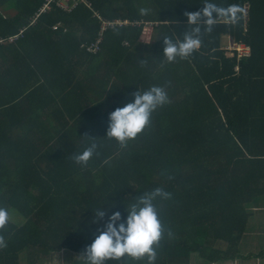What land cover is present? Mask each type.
Wrapping results in <instances>:
<instances>
[{
    "label": "trees",
    "instance_id": "1",
    "mask_svg": "<svg viewBox=\"0 0 264 264\" xmlns=\"http://www.w3.org/2000/svg\"><path fill=\"white\" fill-rule=\"evenodd\" d=\"M45 1L0 0V207L10 215L0 264H82L105 224L92 223L105 210V31L95 51L84 47L105 0L37 15ZM204 2L106 0V20L122 23L106 30V132L137 90L163 86L170 101L126 148L106 139V221L119 211L123 222L147 191L171 193L156 201L165 233L155 264L242 258L238 243L264 196V0H209L240 5L238 22L218 20L189 58L164 62V36L182 40L184 13ZM222 36L241 50H223ZM93 139L98 154L75 163Z\"/></svg>",
    "mask_w": 264,
    "mask_h": 264
},
{
    "label": "clouds",
    "instance_id": "2",
    "mask_svg": "<svg viewBox=\"0 0 264 264\" xmlns=\"http://www.w3.org/2000/svg\"><path fill=\"white\" fill-rule=\"evenodd\" d=\"M203 5L199 11L184 13L187 23L191 27L183 34L182 40H173L167 35L164 36V62L173 63L177 58H189L202 45V29L204 32L211 33L218 20L234 25L239 20L238 14L243 11L238 4L222 7L205 0ZM150 11L149 8L141 7L139 14L146 16ZM140 63L143 66L146 61L140 60ZM133 96L132 102L116 108L108 117L109 124L104 137L114 140L121 149L126 148L129 141L136 139L138 134L150 126L152 114L158 108L170 102L166 89L157 85H153L143 92L137 90ZM89 141V145L81 153L72 157L75 163L86 166L88 161L98 154L97 150L100 145L95 139ZM170 198L171 193L163 188H155L137 197L136 202L126 209L127 216L123 222H120L121 213L113 212L108 216L103 229L79 256L82 259V264H106L109 260H120L123 257L137 261L146 260L147 264H155L158 256L157 249L160 247L165 233L159 219L156 201ZM106 211L101 208L96 209L92 223L103 220ZM9 220L8 209L0 207V233L6 228ZM167 235L169 237L173 235L171 230H168ZM6 247L5 237L0 234V250Z\"/></svg>",
    "mask_w": 264,
    "mask_h": 264
},
{
    "label": "crops",
    "instance_id": "3",
    "mask_svg": "<svg viewBox=\"0 0 264 264\" xmlns=\"http://www.w3.org/2000/svg\"><path fill=\"white\" fill-rule=\"evenodd\" d=\"M257 206L258 208L253 209L254 217L248 222L246 236L238 243V245L243 243L242 245L246 246L245 250L239 251L242 258L229 264H264V196L260 201H257ZM62 264L66 263L62 262Z\"/></svg>",
    "mask_w": 264,
    "mask_h": 264
},
{
    "label": "built area",
    "instance_id": "4",
    "mask_svg": "<svg viewBox=\"0 0 264 264\" xmlns=\"http://www.w3.org/2000/svg\"><path fill=\"white\" fill-rule=\"evenodd\" d=\"M78 1H82L84 4H86L87 7H90V5L85 0H46L43 3V6L41 7V9L37 13V15L42 13V12L49 10L51 8L52 4H56L62 10L68 11V8H70V6L76 5ZM68 2H72V4L69 5ZM97 19L100 22V29H99V32L97 35V39L94 42V44H92L91 46L90 45H84V47L86 48L87 51H95L97 49V45H99V43L101 41L102 34L105 31V19L101 18L100 16H97ZM123 23L126 24V22H123ZM115 24L121 25L122 23L109 22L106 20V29L113 27ZM55 28H56V26L53 27V29H55ZM12 40L13 39H10L9 42H11ZM247 53L248 52L246 51V54Z\"/></svg>",
    "mask_w": 264,
    "mask_h": 264
},
{
    "label": "rangeland",
    "instance_id": "5",
    "mask_svg": "<svg viewBox=\"0 0 264 264\" xmlns=\"http://www.w3.org/2000/svg\"><path fill=\"white\" fill-rule=\"evenodd\" d=\"M144 30H145L144 37H145L146 39H148L149 34H150V32H151L152 30H151L150 26H146ZM231 41H232V40H231L229 37H227V36H222V37H221L220 47L223 48V50L226 49L227 51L232 50L233 48H235V49H237L238 51H240L241 49H240V48H237L236 46H234V45L232 44ZM243 53H244V52H243ZM228 54L231 55L229 52H228ZM229 263H230V262H217L216 264H229ZM192 264H208V263H204L203 260L198 259V258L195 259V257H194V261L192 262ZM231 264H232V263H231ZM236 264H238V263H236Z\"/></svg>",
    "mask_w": 264,
    "mask_h": 264
}]
</instances>
